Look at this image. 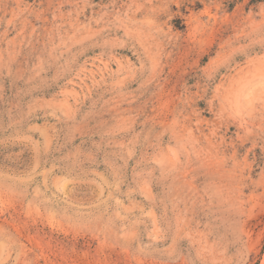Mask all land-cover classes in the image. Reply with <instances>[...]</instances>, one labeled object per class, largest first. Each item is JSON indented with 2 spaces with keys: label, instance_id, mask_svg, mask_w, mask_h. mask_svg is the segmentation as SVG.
I'll use <instances>...</instances> for the list:
<instances>
[{
  "label": "rangeland",
  "instance_id": "374dc122",
  "mask_svg": "<svg viewBox=\"0 0 264 264\" xmlns=\"http://www.w3.org/2000/svg\"><path fill=\"white\" fill-rule=\"evenodd\" d=\"M0 264H264V0H0Z\"/></svg>",
  "mask_w": 264,
  "mask_h": 264
}]
</instances>
